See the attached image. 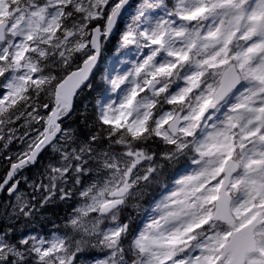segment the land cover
I'll return each mask as SVG.
<instances>
[{
  "label": "snow or ice",
  "instance_id": "6c2138e0",
  "mask_svg": "<svg viewBox=\"0 0 264 264\" xmlns=\"http://www.w3.org/2000/svg\"><path fill=\"white\" fill-rule=\"evenodd\" d=\"M0 171V264H264V0H0Z\"/></svg>",
  "mask_w": 264,
  "mask_h": 264
},
{
  "label": "rangeland",
  "instance_id": "374dc122",
  "mask_svg": "<svg viewBox=\"0 0 264 264\" xmlns=\"http://www.w3.org/2000/svg\"><path fill=\"white\" fill-rule=\"evenodd\" d=\"M135 3V1H134ZM123 27V26H121ZM119 36V33H118ZM117 36V38H118ZM117 40L114 42L113 48L111 50L110 53H108L106 55V57H104V61H101V72L98 73L96 75V78H100L103 75V68L108 67L109 64L111 63L112 59H113V55H114V51H115V46H116ZM86 98H84L83 100H85ZM87 99L89 101H92V97H87ZM17 143H14L11 148H18V146L16 145ZM21 147V146H20ZM20 147L18 149H16V151L20 150ZM31 171L28 172V175H31ZM23 187V185H22ZM155 191H159L158 189H156ZM149 195H146L144 197L143 200H139L137 201V203L141 204V206L146 205L151 199H152V193L153 190H149ZM72 211V204L71 202L65 203L63 201H59L57 200L56 202H54L53 204H50L45 212V216L43 219L41 218H37L36 222H35V231H42L45 234L49 233V230H51L53 228V222H55L56 224H62L63 219L66 218V216L68 214H70ZM134 213V215H133ZM126 214H131L133 216L136 215V210L129 208L126 210ZM139 220H137V224H139ZM94 255L97 253H93Z\"/></svg>",
  "mask_w": 264,
  "mask_h": 264
},
{
  "label": "trees",
  "instance_id": "16d2710c",
  "mask_svg": "<svg viewBox=\"0 0 264 264\" xmlns=\"http://www.w3.org/2000/svg\"><path fill=\"white\" fill-rule=\"evenodd\" d=\"M110 45V44H109ZM96 81L97 82H100V80L99 79H96ZM85 97L84 96H82L81 97V101L79 102V107L81 108V110H82V108H83V104L84 103H90V102H92V101H89L87 98L85 99V100H83ZM90 111H91V108H90ZM2 174H3V172H2ZM1 173H0V175H2Z\"/></svg>",
  "mask_w": 264,
  "mask_h": 264
}]
</instances>
